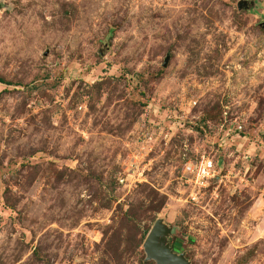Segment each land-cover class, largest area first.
Returning <instances> with one entry per match:
<instances>
[{
	"label": "rangeland",
	"instance_id": "1",
	"mask_svg": "<svg viewBox=\"0 0 264 264\" xmlns=\"http://www.w3.org/2000/svg\"><path fill=\"white\" fill-rule=\"evenodd\" d=\"M159 220L264 264V0H0V264H160Z\"/></svg>",
	"mask_w": 264,
	"mask_h": 264
},
{
	"label": "built area",
	"instance_id": "2",
	"mask_svg": "<svg viewBox=\"0 0 264 264\" xmlns=\"http://www.w3.org/2000/svg\"><path fill=\"white\" fill-rule=\"evenodd\" d=\"M219 168L215 157L204 153L195 159L185 161L183 178L186 183L192 185L195 190L202 191L220 177L221 170ZM197 196V193L193 194L194 199H196Z\"/></svg>",
	"mask_w": 264,
	"mask_h": 264
},
{
	"label": "water",
	"instance_id": "3",
	"mask_svg": "<svg viewBox=\"0 0 264 264\" xmlns=\"http://www.w3.org/2000/svg\"><path fill=\"white\" fill-rule=\"evenodd\" d=\"M243 8V4H239ZM175 229H170L164 225L162 220H159L151 233L149 234L145 248L148 252L149 259H156L160 264L170 262L171 264H190L184 254H178L170 245L163 243L162 237L174 233Z\"/></svg>",
	"mask_w": 264,
	"mask_h": 264
}]
</instances>
